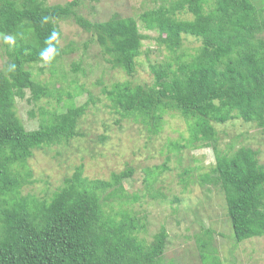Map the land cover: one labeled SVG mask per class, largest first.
<instances>
[{
    "label": "trees",
    "instance_id": "16d2710c",
    "mask_svg": "<svg viewBox=\"0 0 264 264\" xmlns=\"http://www.w3.org/2000/svg\"><path fill=\"white\" fill-rule=\"evenodd\" d=\"M88 1L97 0L52 6L43 0H0V42L6 54L0 70V196L4 194L0 264H162L164 228L147 245L138 237L145 223L120 210L137 200L127 196L122 186L131 169L112 174L108 181L82 179L79 169L49 201L20 196L22 185L10 176V165L25 164L34 149L80 136L76 128L84 109L74 104L79 93L56 87L67 82L62 57L74 51L72 44L59 45L56 21L72 20L90 34L112 70L130 78L136 74V58L148 37L130 17L87 21L78 9ZM159 1L138 16L145 30L157 33L156 43L168 54L165 61L148 63L152 83L115 82L101 93L119 122L142 126L148 138L160 133L165 112L179 113L188 123L190 139L182 146L172 144L170 150L184 149L190 142L211 147L215 163L198 177L199 186L211 185L221 193L234 245L261 238L264 166L258 152L250 148L220 152L216 127L240 119L264 131V11L251 0H215L211 8L207 0ZM177 14L190 19H177ZM183 36L200 42L193 54L183 50ZM38 65V74L47 71L52 80H35L30 67ZM72 69L79 72L77 66ZM78 88L82 92V86ZM27 93L31 105L54 96L61 104L48 112L38 107L39 115L47 119L31 131L12 112L15 100H24ZM28 114L32 118L34 110ZM147 193L153 198L163 196L152 188ZM210 239L209 230L205 238L196 240V259L201 264H220Z\"/></svg>",
    "mask_w": 264,
    "mask_h": 264
},
{
    "label": "rangeland",
    "instance_id": "374dc122",
    "mask_svg": "<svg viewBox=\"0 0 264 264\" xmlns=\"http://www.w3.org/2000/svg\"><path fill=\"white\" fill-rule=\"evenodd\" d=\"M69 1L43 0L46 6ZM251 1L264 11V0ZM214 3L215 0H207L209 8ZM159 4V0H97L84 2L78 9V13L91 23L108 21L114 15L137 21L139 32L148 39L142 42L141 55L136 58L133 80L120 70H112L102 48L72 20L55 22L61 32L59 45L72 44L74 48L72 54L61 59L67 82L56 87L79 93L74 104L79 110L84 109L76 128L80 136L62 145L34 149L25 164L15 162L10 165V176L21 183L20 196L49 201L63 187L65 180L72 178L79 169L81 178L89 181H108L112 174L131 169V177L123 180L122 186L127 196H135L137 200L123 204L120 210H127L133 218L145 223V229L138 237L147 245L152 244L154 235L164 228L167 238L162 264H201L196 259V240L205 238L209 230L210 245L216 250L220 264H264V236L234 245L221 193L211 185L200 187L197 182L198 177L208 173L215 163L212 148L190 142L184 149L170 150L172 144L182 146L190 139L188 123L180 114L165 112L160 133L148 138L142 126L127 120L119 122V116L101 93L103 87L115 82L152 83L148 63L165 61L168 54L156 43L157 33L145 30L138 16ZM176 17L190 19L186 14ZM8 40L11 44L13 38ZM199 46L200 42L194 37L183 36L185 53L193 54ZM4 50L0 42V70H4L6 61ZM73 66L79 67V72H74ZM39 67L41 65L30 67L35 80H52L47 71L38 74ZM75 85L82 86V92ZM27 98L28 93L24 100L16 99L12 111L27 131L38 129L39 123L47 119L39 115L38 107L48 112L57 108L56 105L61 106L55 96L41 99L36 106L28 104ZM32 109L34 116L30 118L28 113ZM216 128L220 152L250 148L258 152V161L264 166L263 130L240 119ZM190 180L191 184H187ZM150 188L154 192L160 190L163 196L153 198L147 193Z\"/></svg>",
    "mask_w": 264,
    "mask_h": 264
}]
</instances>
